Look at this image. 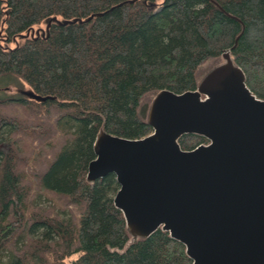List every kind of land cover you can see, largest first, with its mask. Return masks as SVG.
<instances>
[{
  "label": "trees",
  "instance_id": "16d2710c",
  "mask_svg": "<svg viewBox=\"0 0 264 264\" xmlns=\"http://www.w3.org/2000/svg\"><path fill=\"white\" fill-rule=\"evenodd\" d=\"M226 50L264 100V0H0V88L51 97H0V264H190L166 231L132 233L114 175L86 167L98 133L148 135L155 94L196 89Z\"/></svg>",
  "mask_w": 264,
  "mask_h": 264
},
{
  "label": "water",
  "instance_id": "95a60500",
  "mask_svg": "<svg viewBox=\"0 0 264 264\" xmlns=\"http://www.w3.org/2000/svg\"><path fill=\"white\" fill-rule=\"evenodd\" d=\"M221 56L224 63L196 89L155 94L148 135L98 133L85 179L112 173V203L128 229L144 237L166 231L190 264H264V100L245 86L227 50ZM21 93L36 102L51 98ZM183 134L207 143L181 149Z\"/></svg>",
  "mask_w": 264,
  "mask_h": 264
},
{
  "label": "rangeland",
  "instance_id": "374dc122",
  "mask_svg": "<svg viewBox=\"0 0 264 264\" xmlns=\"http://www.w3.org/2000/svg\"><path fill=\"white\" fill-rule=\"evenodd\" d=\"M40 27H43V25H40ZM7 78L8 77L0 78V86L7 83V80H8ZM25 89H27L25 85H22L18 81H15L13 85H7L5 86V88L4 87L0 88V97H4L8 95H13V96L22 95L21 91ZM151 99H152V96L149 95L145 97V99H143V102H146L148 104L151 101Z\"/></svg>",
  "mask_w": 264,
  "mask_h": 264
},
{
  "label": "built area",
  "instance_id": "2783aa9c",
  "mask_svg": "<svg viewBox=\"0 0 264 264\" xmlns=\"http://www.w3.org/2000/svg\"><path fill=\"white\" fill-rule=\"evenodd\" d=\"M204 144V143H203Z\"/></svg>",
  "mask_w": 264,
  "mask_h": 264
}]
</instances>
